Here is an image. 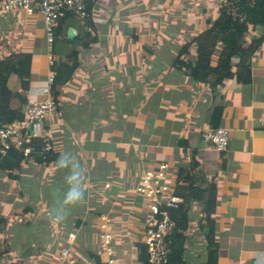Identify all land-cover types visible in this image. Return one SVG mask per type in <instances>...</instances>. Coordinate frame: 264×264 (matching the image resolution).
Instances as JSON below:
<instances>
[{
  "label": "crops",
  "instance_id": "0c3cea01",
  "mask_svg": "<svg viewBox=\"0 0 264 264\" xmlns=\"http://www.w3.org/2000/svg\"><path fill=\"white\" fill-rule=\"evenodd\" d=\"M101 10L88 23L68 16L61 25L62 36L51 47L39 13H0V60L11 52L32 57L29 87L22 93L26 104L46 97L50 58L55 62L70 60L69 55L78 58L72 77L56 94L59 116L48 117L42 125L52 137L54 152L46 165L49 215L40 194L48 181L31 175L40 168L24 160L16 168L0 162L2 264L39 263L41 254L23 255L31 225L36 233L55 234V240L60 235L62 240L44 264H58L66 248L76 264H95L91 254L103 264L99 241L100 218L105 215L110 217L116 263L145 264L138 260L136 248L144 243L149 216L147 202L142 203L135 191L139 178L164 162L174 183L179 168L189 169L192 160L206 184L213 186L214 199L206 217L196 198L182 210L186 225L182 264L207 261V234L217 244V264H264V40L248 52L249 82L224 79L212 92L207 78L198 72H210L217 65L222 43L206 66L195 65L194 46L178 60L177 56L185 43L217 19L220 0H106ZM87 33L96 37L88 47L83 44ZM237 62L233 60V71ZM8 84L19 90L16 75L9 77ZM70 95L72 106H68ZM11 106L17 108L18 99ZM216 108L220 112H214ZM67 122L77 129L78 137ZM214 127L230 132L222 152L201 139L203 130ZM107 130L112 132L105 134ZM69 151L78 161L70 162L67 169L58 168L60 154ZM73 166L85 172L84 199L67 206L63 203L70 187L66 177ZM84 228L95 233L96 250L90 237L78 241Z\"/></svg>",
  "mask_w": 264,
  "mask_h": 264
},
{
  "label": "built area",
  "instance_id": "2783aa9c",
  "mask_svg": "<svg viewBox=\"0 0 264 264\" xmlns=\"http://www.w3.org/2000/svg\"><path fill=\"white\" fill-rule=\"evenodd\" d=\"M106 0H2L0 13L16 10L26 15L37 12L41 15L46 41L51 47L54 41V28L61 18L73 16L82 22H90L102 11ZM255 0H220V8L232 20L243 22L246 18L243 7H252ZM55 61L49 59L47 72L46 97L41 101H30L25 107L22 119L5 121L0 116V154H6L10 149L18 150L26 162H46L53 151V140L50 134L42 129L44 121L50 116H59L57 100L51 92L56 72L53 69ZM32 132L29 133V127ZM230 132L225 127L207 128L201 133V139L217 152L226 149ZM167 164L159 163L154 169L143 172L136 186V193L147 200L149 216L144 229V244L146 247V264H168L172 252L171 236L175 231V221L170 209H174L182 202V198L175 194V185L170 183L167 176ZM105 187H109L108 184ZM99 249L103 264H117L115 249L112 247L109 234L110 217L100 218ZM58 264H76V260L66 248L61 252Z\"/></svg>",
  "mask_w": 264,
  "mask_h": 264
},
{
  "label": "trees",
  "instance_id": "16d2710c",
  "mask_svg": "<svg viewBox=\"0 0 264 264\" xmlns=\"http://www.w3.org/2000/svg\"><path fill=\"white\" fill-rule=\"evenodd\" d=\"M242 12H244L246 18L243 22H239L238 20H232L225 14L224 10H221L220 15L207 30L199 33L179 50L177 60L190 46H194L198 56V61L195 65L197 67L206 66L207 60L217 51V44L222 43L217 65L214 68H210V72H198L201 78H207L206 82H209L212 92L215 91L217 85H220L224 79L235 77L237 82L240 83H248L250 80L249 68L246 61L248 52L255 49L264 40V0H255L254 6L243 7ZM67 18L68 16L58 20L53 33L55 41L62 36L61 25ZM88 27H90V23ZM247 33L250 34L248 40H246ZM259 33H261L260 36L255 37ZM84 38H88V40L85 39L87 41L83 42L86 47L91 45L92 42L96 43V37H90L88 33L85 34ZM69 57H71L70 60H63L61 58L54 64L53 69L56 72V76L51 92H53L55 98L58 88L69 81L78 66L77 55H69ZM31 59L32 57L29 53L11 52L0 60V116L5 121L20 120L24 116L27 104L26 98L22 93H25L29 87ZM234 59H238V62L234 64L235 70L233 71ZM186 67L188 66L186 65ZM11 75L17 76L19 82V90L17 91L9 87L8 80ZM209 76H212V80L210 81ZM14 99H18L19 101V106L15 109L11 106V102ZM214 112H220V109L216 108ZM53 154L54 152L52 151L47 161L43 163H49L53 158ZM22 160V154L16 149H10L4 155L0 154V162L6 168H16ZM191 165L189 169L180 167L176 175V181L173 183L175 185V194L182 198V202L176 208L169 210L175 221V231L171 236L172 252L169 256L168 264L183 263L182 254L186 240V236L183 233L186 228L183 216L184 212H182L184 206L189 200L196 198L197 202L203 204L206 217L210 214L209 205L214 199L213 186L206 184L207 182L202 173L197 169L195 160H192ZM190 169H193L192 173H190ZM203 184L205 185L204 187ZM206 239L208 240L207 261L203 264H217V244L211 234H207ZM136 248L138 260L146 264L145 244H136ZM91 256L95 260V264H101L97 255L91 254Z\"/></svg>",
  "mask_w": 264,
  "mask_h": 264
},
{
  "label": "rangeland",
  "instance_id": "374dc122",
  "mask_svg": "<svg viewBox=\"0 0 264 264\" xmlns=\"http://www.w3.org/2000/svg\"><path fill=\"white\" fill-rule=\"evenodd\" d=\"M90 80L96 82L97 79L96 78H90ZM78 97H80V95ZM68 103H69L68 106H72L75 103L74 100H73V97H71V95H70V98L68 97ZM58 104L59 103L57 101V108L59 109ZM102 122H99V123L101 124ZM67 123L71 127L73 133H75V135L78 137L79 134L77 132V129L74 128V125L71 124L70 122H67ZM103 124L104 123H102V125ZM91 126H94V125H91ZM87 132L89 134L92 133L91 130H88ZM110 132H112V131L111 130H107V131H105V134H108ZM66 143H67V145H71V142H69L67 139H66ZM62 154L66 155V157L69 160V162L78 161L74 151L73 152L72 151L62 152L60 154V157H61ZM82 160H83V158H82ZM29 163H31V162H29ZM32 163L36 164V167L40 168L39 172H34V173L31 174L32 177L39 176L42 181H48L47 187L42 189L40 194L42 196V199H45L43 204H42L43 205V209L49 215V212H48V207H49L48 206L49 205L48 204V197H49V194H50L49 170H48V166H46L48 163H43V162H39V161L32 162ZM138 197L141 199L142 203H146L147 202V200L142 195L138 194ZM144 201H146V202H144ZM48 215H47V218H49ZM35 217L39 218V215L37 214ZM35 229H36L35 225H31L30 228H27V233L25 234V237L27 238V244H26V249L23 251V255L26 256L27 258H34V257H36V255L41 254L43 257L38 259V262H39L38 264H44L50 258V253H54L55 252L54 248L56 247V244L57 245L60 244L62 242V240L60 238V235H58L57 239L55 240V238H54L55 234H50L48 232L42 233V231L40 232L42 234H40V233H36ZM86 231H87V228H84L83 230H81L79 232L78 241L79 240L81 241L82 240L81 238L84 235L86 236V238L90 237V239L92 240L93 245H94V249L93 250H96L97 246H96L95 233H93V232L86 233ZM83 239H85V238H83ZM41 248H44V253H42ZM73 251H75V249ZM82 256H84V254ZM84 258H86V257H84ZM0 264H2V260H0Z\"/></svg>",
  "mask_w": 264,
  "mask_h": 264
},
{
  "label": "clouds",
  "instance_id": "9594fccd",
  "mask_svg": "<svg viewBox=\"0 0 264 264\" xmlns=\"http://www.w3.org/2000/svg\"><path fill=\"white\" fill-rule=\"evenodd\" d=\"M69 164L70 162L65 154H62L57 161L58 168L67 169L69 168ZM76 168L77 166H73L70 175L66 177V182L70 187L65 193L63 203L67 206L80 203L84 199L86 175L85 172L78 171ZM55 219L59 221L63 219V217H56Z\"/></svg>",
  "mask_w": 264,
  "mask_h": 264
},
{
  "label": "water",
  "instance_id": "95a60500",
  "mask_svg": "<svg viewBox=\"0 0 264 264\" xmlns=\"http://www.w3.org/2000/svg\"><path fill=\"white\" fill-rule=\"evenodd\" d=\"M74 32L70 29L68 31V37L71 38L73 36ZM28 132L31 133L32 132V127L30 126L28 129Z\"/></svg>",
  "mask_w": 264,
  "mask_h": 264
}]
</instances>
